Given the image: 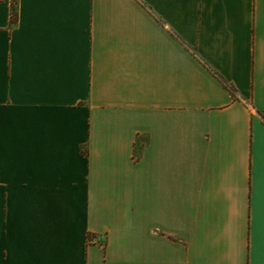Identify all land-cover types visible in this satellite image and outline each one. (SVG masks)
Segmentation results:
<instances>
[{
	"label": "crops",
	"instance_id": "obj_1",
	"mask_svg": "<svg viewBox=\"0 0 264 264\" xmlns=\"http://www.w3.org/2000/svg\"><path fill=\"white\" fill-rule=\"evenodd\" d=\"M0 264H264V0H0Z\"/></svg>",
	"mask_w": 264,
	"mask_h": 264
},
{
	"label": "trees",
	"instance_id": "obj_2",
	"mask_svg": "<svg viewBox=\"0 0 264 264\" xmlns=\"http://www.w3.org/2000/svg\"><path fill=\"white\" fill-rule=\"evenodd\" d=\"M12 1H13V9H15L16 0H12Z\"/></svg>",
	"mask_w": 264,
	"mask_h": 264
}]
</instances>
